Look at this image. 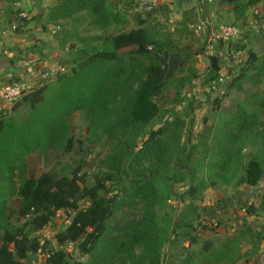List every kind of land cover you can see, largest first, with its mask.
I'll return each instance as SVG.
<instances>
[{
    "label": "trees",
    "instance_id": "16d2710c",
    "mask_svg": "<svg viewBox=\"0 0 264 264\" xmlns=\"http://www.w3.org/2000/svg\"><path fill=\"white\" fill-rule=\"evenodd\" d=\"M158 11L154 6L148 12ZM19 21L17 32L29 23L26 17ZM60 22H72L62 46H77L84 50V57L69 72L58 73L51 84L24 96L28 110L21 123L12 116H0V145L7 128L17 123L25 134L16 152L0 148V187L7 194L0 203V232L4 231L0 264H27L30 255L43 254L49 255L47 264H85L73 259L64 249L66 244H75L82 255L93 257L103 246L101 255L87 264H163L165 247L177 242L172 234L190 238L192 229L189 222L193 216H160L161 210L170 208L171 199L188 196L192 206L202 201L208 188L219 183L253 189L264 184V101L258 102L264 95L259 98L254 92L250 99L257 98L249 105H257L236 109L221 121L222 126L218 122L200 133L192 132L193 121L189 127L176 108L161 109L159 101L173 88L182 104L193 91L194 81L200 82L199 90L212 83L220 85L223 65L216 53L208 55L205 73L199 75L190 70L187 77L179 76L183 58L172 41L147 27L107 33L128 24L124 13L116 10L111 0H56L46 24L56 26ZM92 32L98 33L91 35ZM263 60L251 52L244 66L229 65V76H236L226 80L224 87L229 91L235 88L239 93L242 83L253 82L247 76L249 70L263 72ZM212 90L200 98L211 100ZM221 102L218 98L213 100L217 107ZM19 105L14 106V112ZM77 112L85 117L89 142L108 141L107 153L98 161L102 176L96 174L92 184L79 176L78 170L27 178L28 155L37 151L46 155L48 150L71 147L68 120ZM229 129L236 134L229 136ZM251 136L260 145V154L244 164L242 150ZM211 163L213 166H209ZM240 170L244 176H239ZM208 177L215 178L211 184ZM177 186L184 191L180 195L175 191ZM14 197H19L17 214L25 222L7 226L4 218ZM261 197L259 208L264 209V192ZM196 206L190 209L194 212ZM123 208L128 212L129 223L123 227L124 235L119 236L122 220L115 222V217ZM135 208L138 215L131 217L129 211ZM61 211L72 215L52 240L34 237ZM249 213L259 217L254 208H249ZM113 222L115 225L110 226ZM262 231L264 235V225ZM52 241L56 249H52ZM211 247L213 244L207 243L202 248L206 259L215 263L227 260V244L212 252ZM136 248L141 249L138 255L134 254Z\"/></svg>",
    "mask_w": 264,
    "mask_h": 264
},
{
    "label": "rangeland",
    "instance_id": "374dc122",
    "mask_svg": "<svg viewBox=\"0 0 264 264\" xmlns=\"http://www.w3.org/2000/svg\"><path fill=\"white\" fill-rule=\"evenodd\" d=\"M150 1L153 2L155 8L159 9L158 12L151 14L145 11L141 8L139 0H111V4L116 10H120L124 13L128 20V24L125 26L120 25L118 28L111 29L107 33L117 34L122 30L130 31L139 27H147L159 37L172 41L183 58V66L177 71L179 76L187 77L190 70H196L199 75L205 73L209 65L208 55L212 53H216L218 57H220V61L223 65L221 70L223 82L219 80L220 85L212 83L204 87L203 90H199L197 89V85L200 84V82L197 83L194 81L193 91H191L186 101L182 104H180L182 98H177L176 89L171 88L159 101L161 109L172 111L176 108L177 113L187 120L189 127H191L190 122L193 121L192 132L197 131V133H200L205 127L215 125L226 117L229 118L238 108L257 105V103L255 104L253 102L255 105L250 106L249 103L254 98H257V96H254L253 99H250L254 92L258 93L256 95H259V98H262L264 95V70L259 74L249 70L247 76L253 82L249 80L242 83V90L239 93L235 88L229 91L224 87V83L226 80L230 81V78L232 80V78L236 76V74H231L229 76V65L232 66L234 63L237 67H239V65L244 66L249 60L251 52L260 59L264 58V32H261V27H257L259 24L260 26L264 24V13H262V11H264V0H254L251 3L250 1L252 0H221L223 2V9L220 10L222 14L219 15L227 19L226 22H228L224 25L233 26L238 31L237 36L227 42L222 41V45L219 43L221 40L215 36L216 34H214L215 37H210L209 42L206 41L205 37H200L197 34L194 35L192 41L178 40L181 35L175 32L176 27L174 20L176 15L179 14L180 9H172L170 6L173 5V3H170L171 0ZM206 1L209 4H213L209 7V11H214L216 2H214V0L211 2H209V0ZM55 3L56 0H0V50L2 47L9 48L8 43L13 41V39H11V34L17 35V26L20 22L19 18L26 17L33 25H40L37 23L35 24L39 16L37 12L45 8L47 10L44 12L46 18H44L42 23L43 27V24L47 22L49 9L55 5ZM167 3L170 5H167ZM248 3H250L251 6L250 10L247 8L249 6ZM235 4L238 6L237 9L239 14L243 12L242 16L239 18L235 16V14L237 15L238 13L234 8ZM262 6L263 10H261ZM244 8L246 9L242 10ZM17 12H19L18 15L16 14ZM13 15L15 16L13 17ZM235 18V22L229 23L230 20H234ZM63 23L66 24L68 30L72 28V22ZM60 28L61 27L58 28L57 26L56 29H52L53 33L51 40L55 41L54 45L58 46L57 42H59V46L61 45L59 54L62 56L63 61H59L60 57H58L57 61H59L60 64L56 65L57 62L54 61V58H52L50 62L54 63L56 68L62 69L59 71L60 73H67L84 57V50L77 46L72 48L70 44L62 46L63 38L61 37L62 30H60ZM21 31L24 32V30ZM56 32H59V34L61 33V35L55 37L54 35H56ZM96 33L98 32H92L91 35ZM29 36L33 37L34 42L37 44L40 41L39 36L42 35H38L37 33L29 34ZM71 44L75 43L72 42ZM242 46H244V49H241ZM5 50L6 49L1 51L4 52ZM128 50H133V48L125 49L122 53ZM37 53L40 55V52ZM24 55L28 56V53ZM53 55L54 57L60 56L56 52H54ZM70 57H73L72 61H68ZM20 58L21 57L14 58V61H19ZM38 58L41 57L38 56ZM262 63L264 64V60ZM37 66L41 67L39 64ZM42 76L41 80L37 78L38 82H33V79H30L29 81L31 82L17 80L16 82L7 84L28 83L31 84L32 92L43 85L51 84L54 78L46 74ZM3 86L4 85H2L1 88H3ZM211 90L214 92L211 96V100L206 101L205 98H200V95L202 96ZM23 98L16 103L21 105H19L16 112H14L15 104L0 111V116H2V113L5 116H12L16 118L18 123H21L28 110V108L26 109L24 106L25 102ZM217 98L222 101L220 107L213 104V100ZM260 101H264V99L258 102ZM238 102L241 104L240 106H237ZM261 112V117L264 119V108ZM18 123L13 127L7 128V134L4 136V141L0 145L2 150L16 152V147L20 146V140L24 138L25 134L23 133V128H21ZM68 123L70 127L69 137L72 136L73 139L71 147L55 151L48 150L46 155H43L40 151L28 155L26 157L27 178L38 179L43 173L51 172L59 175L63 172H74L78 170L79 176H84L86 182L92 184L94 182V176L96 174L100 175L98 161L107 153L108 141L106 139L95 143L88 141L86 136L87 124L81 112L75 113L68 120ZM155 123H157V121H155ZM222 125L223 122H221V126ZM229 131V136L236 134L233 129H229ZM231 138L232 137L229 139ZM244 145L245 148L244 151H242L245 153L246 161L259 152L260 145L253 142L252 136L248 138V141L245 140ZM219 147L220 146L217 145V149H219ZM12 158L13 153L11 155V159ZM209 166H213V164L211 163ZM228 171L225 173L227 174ZM229 175H232L230 171ZM198 177H201V174H198ZM214 179L213 177H208L207 182L211 184ZM217 182L219 181L217 180ZM3 190L5 189L3 188ZM250 190L252 189L246 185L233 184V186H226L225 184L219 183L206 190L202 196V201L199 200L192 204L193 207L197 205V209L194 212L190 209L192 208V206H190L192 202L188 196L182 200L178 197L171 199L170 208L165 207V209L161 210V212H159L160 216L167 213L175 216L180 214L186 217L193 216V219L189 222L192 229L190 231V238L184 237L183 239L182 234H172V239L177 242L173 244L170 242V244L165 247V260L163 264H264V235L262 234L264 212L260 214V209L258 207L260 200L258 197L252 195ZM175 191L178 195L184 192L179 186L175 187ZM5 193L6 192H2L0 187V203L2 199H4ZM19 207V197H14L9 201L6 216L4 218L5 225L18 226L25 222L20 219L17 214ZM249 208L257 210L259 214V217H257L258 219L252 217L249 213ZM127 213L128 212L123 208L115 217V222L122 220L119 227V236L124 235L123 227L125 224L129 223V217H126ZM129 213L131 217L138 215V209L135 208L133 211H129ZM71 215V212H59L52 222L39 234H34V237L40 236V240H45L47 238L52 240L54 238L53 236L70 221ZM115 222L110 224V226H114ZM3 235L4 231L2 229L0 232V243ZM207 243L213 244L211 252L214 248H219L227 244V260L215 263L206 259L205 253L202 254V248L204 244ZM51 247H53L52 249L57 248L54 241H52ZM102 247L103 246H100L98 248L94 257L101 255L103 251ZM64 249L71 253L73 259L79 260L85 264L91 263L92 258H94L93 256L82 255L75 244H66ZM140 252L141 249L136 248L134 254L138 255ZM30 256L32 258L30 257V259L27 260V264H47L48 257L44 254L39 255L41 258L38 259L35 258V255ZM30 261H32V263H30Z\"/></svg>",
    "mask_w": 264,
    "mask_h": 264
},
{
    "label": "crops",
    "instance_id": "0c3cea01",
    "mask_svg": "<svg viewBox=\"0 0 264 264\" xmlns=\"http://www.w3.org/2000/svg\"><path fill=\"white\" fill-rule=\"evenodd\" d=\"M224 1V0H222ZM221 0H214L216 4L214 5V11L210 10L209 7L213 4H209L206 0H171V4L167 3V5H170L172 9H180L179 14L175 17V27L177 33L181 35L178 40L183 41H192L194 39V35H199L200 37H205L206 41L208 42L209 37H213L215 33L218 32L219 27L221 25H224L227 19H224L219 14H222L220 10L223 9V2ZM213 2V3H214ZM237 5L235 4V9L238 12ZM248 10L251 9V6L249 5ZM246 8L242 9L245 10ZM47 9H42L37 12L39 15L35 24L40 25H33L32 22H29L28 25L21 30H24L22 32L21 30L17 32V35L11 34V39L13 41L11 43H8L9 48H3L1 50L6 49L4 52L0 50V89L2 91V85H7V83L16 82L17 80H24L26 82L30 79H33V82H38V80L42 79V75L46 74L47 76L51 75L52 77H55L60 73L59 71L62 70L61 68H56L54 66V63H51V59L54 58V61H56V65L60 64L59 61H63L62 56L59 54V50L61 48V45L59 46V42H57L58 46L54 45L53 40H51L53 30L56 29L58 26L61 27L59 32L62 33L63 36L67 33L68 29L66 24L63 22L59 23L58 25L54 26L52 24H43L44 18L46 16L44 15V12ZM263 10V6L261 8ZM220 11V12H219ZM235 12V11H233ZM235 14L237 18L242 16L243 12ZM264 13V11H262ZM236 18L234 20H230L229 23L235 22ZM244 21V20H243ZM245 22V21H244ZM63 23V24H62ZM202 25L203 29L198 30V26ZM264 25V24H263ZM257 25V27H261V32H264V26ZM59 32H56L55 37L59 34ZM42 35L39 36L40 41L36 44L33 40V37H30L29 34H37ZM194 33V34H193ZM54 37V38H55ZM264 38V37H263ZM57 41V40H56ZM191 43V42H190ZM2 45V44H1ZM40 52V55L37 52ZM54 52H56L58 55L57 57H54ZM3 53V54H1ZM28 56H25L24 54H27ZM80 54V53H79ZM40 56L41 58H38ZM21 57L19 61H15L14 64H12V60L14 58ZM59 58V61H57V58ZM27 58V59H26ZM26 59V60H25ZM73 57L69 58L68 61H72ZM65 60V59H64ZM41 61V62H40ZM40 65L41 67H38L37 65ZM58 67V66H57ZM263 75V74H262ZM38 78V80H37ZM1 91H0V97H1ZM1 103V99H0ZM244 151V149H243ZM242 154L245 157V153L242 152ZM260 152H257L253 156H258ZM244 160V164H245ZM245 172L243 170L239 171V176H244ZM264 183V180L262 181ZM233 184L236 183H232ZM229 186V185H226ZM245 186V185H244ZM247 186V185H246ZM249 187V186H248ZM251 188V187H250ZM251 193L255 197H258L260 202L259 206L262 203V193L264 192V184H261L257 188H251ZM258 206V207H259ZM260 209V208H259ZM259 211V210H258ZM264 209H260V214H263ZM258 219V218H257ZM46 255V254H44ZM31 256H29L28 259H30ZM32 258V257H31ZM35 258H41L39 255H35ZM29 262V261H28ZM32 263V261H30Z\"/></svg>",
    "mask_w": 264,
    "mask_h": 264
},
{
    "label": "built area",
    "instance_id": "2783aa9c",
    "mask_svg": "<svg viewBox=\"0 0 264 264\" xmlns=\"http://www.w3.org/2000/svg\"><path fill=\"white\" fill-rule=\"evenodd\" d=\"M141 8L145 11H151L154 7L153 2L150 0H139ZM213 0H209L211 2ZM203 26L199 25L198 30H202ZM237 29L233 26L222 25L219 27L216 37L223 42H227L237 36ZM213 36V37H215ZM47 77V76H46ZM220 82H223V79H220ZM31 84L28 83H12L4 85L1 91V103L0 111L6 109L8 106L15 105L19 102L24 96L31 92ZM49 258V255H46Z\"/></svg>",
    "mask_w": 264,
    "mask_h": 264
}]
</instances>
